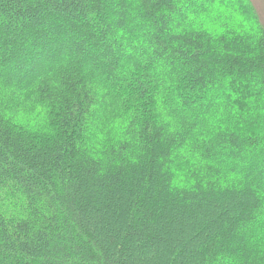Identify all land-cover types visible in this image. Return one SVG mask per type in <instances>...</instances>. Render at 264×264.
<instances>
[{"label":"trees","instance_id":"obj_1","mask_svg":"<svg viewBox=\"0 0 264 264\" xmlns=\"http://www.w3.org/2000/svg\"><path fill=\"white\" fill-rule=\"evenodd\" d=\"M0 264H264L248 0H0Z\"/></svg>","mask_w":264,"mask_h":264},{"label":"water","instance_id":"obj_2","mask_svg":"<svg viewBox=\"0 0 264 264\" xmlns=\"http://www.w3.org/2000/svg\"><path fill=\"white\" fill-rule=\"evenodd\" d=\"M256 14L257 20L264 29V0H248Z\"/></svg>","mask_w":264,"mask_h":264},{"label":"rangeland","instance_id":"obj_3","mask_svg":"<svg viewBox=\"0 0 264 264\" xmlns=\"http://www.w3.org/2000/svg\"><path fill=\"white\" fill-rule=\"evenodd\" d=\"M249 2V1H248ZM250 3V2H249ZM250 5H251V3H250ZM252 6V5H251ZM261 26V25H260Z\"/></svg>","mask_w":264,"mask_h":264}]
</instances>
